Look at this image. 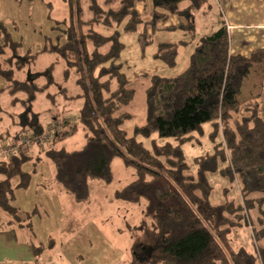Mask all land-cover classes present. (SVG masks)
<instances>
[{"label": "trees", "instance_id": "trees-1", "mask_svg": "<svg viewBox=\"0 0 264 264\" xmlns=\"http://www.w3.org/2000/svg\"><path fill=\"white\" fill-rule=\"evenodd\" d=\"M140 1L145 0H64L68 16L55 21L56 34L44 35L42 46L35 51H24L22 42L14 40L9 27L0 21V80L5 82L0 87V123L2 93L8 92L11 105L24 110L33 105L38 93L45 92L54 100L55 94L48 91L53 84L65 92L64 85L75 72L81 90L71 98L83 99L79 121L85 142L74 150L56 146L77 133V124L54 134L44 153L55 166L57 182L76 201L83 202L91 195V179L112 182V163L120 157L135 169L136 178L115 190L114 196L130 203L144 200L145 220L159 241L150 257L152 263L264 264V119L256 109L240 114L243 82L263 55H232L226 25L202 36L182 72L151 76L146 121L136 125L129 136L123 124L131 115L120 111L133 100L134 90L120 61L125 49L122 34L137 33L141 55L145 56L147 47L154 43V33L161 30L160 24L183 12V3L188 2L185 22L164 27L184 30L188 40L158 42L152 53L155 60L175 67L180 48L197 35L192 10L207 0H154L149 15L136 10ZM42 54H56L58 58L32 74L31 68ZM61 61L63 77L57 82L55 70ZM20 72H28L27 77L19 78ZM13 114L12 123H16L20 113ZM206 122L214 126L211 136L219 132L222 140L213 152L196 157L198 170L189 173L181 144L193 137L192 132L202 131ZM6 131L9 133L0 127V137L6 134L18 148L13 155L0 159V209L11 217V223L31 231L30 244L34 253L40 254L53 240L46 246L36 241L28 219L31 214L21 217L14 204L16 190L31 184V173L23 166L33 159L28 150L35 142L27 145L21 141L20 132L13 135ZM140 137L150 139L151 146ZM162 137H173L178 143H160ZM220 159L227 162L221 173L239 183L240 202L210 201L208 173L218 169ZM256 207L259 215L253 218L251 210ZM245 224L252 229L254 252L244 246L233 247L229 239L235 227Z\"/></svg>", "mask_w": 264, "mask_h": 264}, {"label": "rangeland", "instance_id": "rangeland-1", "mask_svg": "<svg viewBox=\"0 0 264 264\" xmlns=\"http://www.w3.org/2000/svg\"><path fill=\"white\" fill-rule=\"evenodd\" d=\"M50 1L53 6L55 5L58 8V10L52 11V16H68V5L64 0ZM99 2H103V0H99ZM206 13L210 14L211 11ZM220 15L216 13L217 18L221 20ZM182 36L181 30L170 31L161 29L156 31L153 35L154 43L147 47L146 54L142 57L137 33H123L122 40L125 43V49L121 54L120 61L123 63V70L131 83L135 80L134 74L139 70L148 69L157 63L163 64L152 57V53L156 50L158 42H176V40L183 39ZM181 49L184 48L181 47ZM57 58L58 55L56 54H42L32 66L31 73L34 74L44 69L48 64L57 60ZM187 66V57H185L183 52L177 66L162 74L174 76L182 72ZM63 68L64 62L61 61L55 70L57 82L62 80ZM28 72L26 74L25 72H20L17 76L25 78ZM76 77L77 74L73 72L64 85L65 92H61L57 84L49 87L48 91L55 94L54 100L50 99L45 92L38 93L33 105L24 110L20 105L16 107L11 105V96L8 92L2 93L1 96V104L4 108L3 119L0 123L1 130H5V125L8 124L13 129L15 127V124L12 123L14 121L13 113L24 112L29 113L31 123L30 126L25 124L26 129L20 131L21 138L26 136L29 138L42 136L48 132L52 134L47 139L48 141L44 142L43 149L38 144H31L28 150L30 154L35 152L33 160L36 157H39L41 160L40 165L37 166L38 174L34 178L33 187H36V181L39 177L42 178L44 183L40 188H36L33 194L30 192L24 193H27L28 201L32 199L39 200L38 204L41 208L45 205L49 206L48 202L52 198L51 195L57 194L53 192V188L56 185L53 178L55 166L44 153L54 134L57 131L61 133L63 130L77 124V133L64 141L58 142L56 146L58 148L74 150L80 148L85 142L84 130L79 121L83 99L71 98V96H74L81 90L76 83ZM36 78L39 81H43L41 77ZM257 79V70L255 67H252V72L244 81L243 91L249 90V87H252V89L257 87L259 85ZM140 95L141 92L137 91V99L140 98ZM242 96L244 95L241 94ZM23 117L18 115V118L16 117L15 119V122L17 121V130L20 128L18 126H21L22 119L23 122L26 121L27 114H24ZM130 124L132 125V119L125 121L123 124L124 129L128 130L127 128ZM213 130L214 126L212 122H206L203 124L202 131L196 130L192 132L193 137L181 144L189 173L196 174L198 170L196 157L213 152L215 145L221 142V133L218 132L214 136H211ZM140 139L148 147L151 146L150 139H143L141 137ZM158 140L160 143H178L173 137H162ZM1 141L2 138L0 139ZM11 142H14L13 139ZM31 163L25 164L24 168H29ZM226 165L227 162L220 159L218 169L215 172L208 173V180L212 186L210 201L213 204L229 200H234L236 203L241 201L238 181L231 180L229 176L221 173V169ZM112 168L114 171L112 182L106 183L98 179L90 180L91 195L87 200L77 203L74 201L73 196L69 192H65L66 190L64 189L65 199L61 208H59V212L52 210L49 215L41 212L40 216L35 217L32 230L36 241H42L45 246L49 243L50 239L56 243L55 249L51 247L53 249L45 254L48 255L51 252L53 256L50 260L46 259L45 264H156L151 262L150 257L159 241L156 234L151 230L150 222L145 220L143 213L144 200L140 203H130L117 199L114 196L115 190L122 188L136 178V171L134 168L126 166L120 157H116L113 160ZM75 214H80V219H77ZM20 216L22 217V215ZM7 219H11V217L0 209V227H5ZM27 230L29 237L31 231ZM14 231L16 239L21 240L23 237L25 238L18 229L17 224H15ZM26 231L25 233H27ZM229 239L233 247L244 246L252 252L256 249L252 229L249 225L245 224L235 227L231 231ZM79 254H82L83 258H79Z\"/></svg>", "mask_w": 264, "mask_h": 264}, {"label": "crops", "instance_id": "crops-1", "mask_svg": "<svg viewBox=\"0 0 264 264\" xmlns=\"http://www.w3.org/2000/svg\"><path fill=\"white\" fill-rule=\"evenodd\" d=\"M51 3L52 2L50 0H0V21L4 22L9 27L14 40L22 42L24 51L27 49H32L33 51H35L34 49L36 48L39 49L44 42V35L54 36L56 34V32L53 31L55 21L62 20L67 17L52 16V11H55L56 9L58 10V8L55 5L53 6ZM154 5V0H145L137 2L135 8L139 13L149 15L153 11ZM182 7L183 12L170 16L166 23L160 24V28L164 29L167 25H176L180 22H185L189 3H183ZM208 11H211V13L207 14L206 12ZM192 12L195 18L197 35L193 42L189 45L182 46L184 49L180 48L177 64L179 63L180 56L183 52L185 57H187L189 64L190 56L198 40L202 36H207L216 32L224 25L230 26V53L232 55L249 57L252 54L257 53L262 54V59L264 60V0H207L201 7L194 8ZM216 13L221 14V20L217 18ZM178 30L181 29H174L170 31ZM181 31L183 39H179L188 40L189 37L186 35L185 31ZM263 60L255 62L253 66V68L255 67L257 70V80L259 85L254 87V89L249 87V90L243 91V82L240 92V98L243 100L240 114H242L246 109H256L258 114L264 119ZM165 66L166 65L157 63L148 69L145 68L139 70L134 74L135 80L130 83V88L134 90V98L130 104L125 106L120 111V113H129L131 115V118L128 120L132 119V125H128V130H126L129 136L134 133L136 125H143L145 123L147 112L146 91L151 84V76L153 74L165 73L173 68ZM4 85L5 82L0 80V87H3ZM137 91L141 92L139 99H137ZM241 94L244 96L241 97ZM19 113L22 118H24V114H27L26 121H24L25 123L23 122V119L21 121L20 118L21 126L17 125L20 127L18 130L16 123H13L15 124L13 129L11 128V125L8 124L5 125L6 129L2 130V132L7 133L8 131L6 130L9 129V131L15 135L21 130L26 129V125L30 126L31 122L28 115L29 113ZM4 137H6V134L3 135L2 140ZM34 153L35 152H32V155H34ZM30 162L32 163L29 165V168L25 169L24 166L23 168L31 173V184L27 188L16 190L15 205L19 208L20 212H22V217H25L27 213L31 214V218L28 219L32 221L33 227L36 219L35 217L38 215L40 216L41 212H45L48 215L52 210L59 212V208H61L65 199V194L63 193L65 188L57 182L54 173L53 178L56 185L53 188V192H56L57 194L51 195L52 198L48 202L49 206L45 205L41 208L38 204L39 200L36 201L32 199L31 201H28L26 196L27 193L24 192H30L33 194L36 188H40L44 183L42 178L39 177L36 181V187H33L34 178L38 174L37 166L40 165L41 160L39 157H36L34 160L32 159L27 163ZM65 192L68 193L67 190ZM258 195L259 194H254L253 196ZM74 201L81 203L75 199ZM251 213L253 214V218H256V216L259 215L258 208L256 207L252 209ZM75 215L77 219H80V214ZM10 220L11 219L6 220L5 227H0V264H45L46 259L50 260L53 258L51 252L48 253V255L45 254L53 248L55 249L56 243H54V240L53 244L46 248L42 253L35 254L30 244L31 235L28 237V228L24 226L18 227L25 238L23 237L21 240L16 239L14 231L15 223H11ZM253 223H255V220ZM25 231L27 233H25ZM41 243L43 242L41 241ZM46 245H49V243ZM79 258H83V255L79 254Z\"/></svg>", "mask_w": 264, "mask_h": 264}, {"label": "built area", "instance_id": "built-area-1", "mask_svg": "<svg viewBox=\"0 0 264 264\" xmlns=\"http://www.w3.org/2000/svg\"><path fill=\"white\" fill-rule=\"evenodd\" d=\"M228 31L230 30V26L226 25ZM54 133V132H52ZM51 132H48L45 135L42 136H33L32 139H30L29 137H23L21 139L22 142H26L27 145H30L31 141L33 140L35 143L34 144H38L40 147H42V149L44 148V142L48 141L47 139H49L51 137ZM33 144V143H32ZM17 146L12 144L11 141H8L7 136L3 138V140L0 142V159L1 158H6L9 157L11 155H13L16 150H17Z\"/></svg>", "mask_w": 264, "mask_h": 264}]
</instances>
